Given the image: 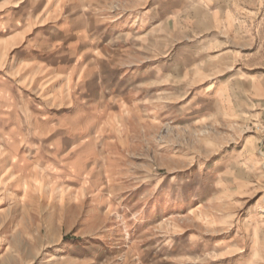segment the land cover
Here are the masks:
<instances>
[{"label": "rangeland", "instance_id": "rangeland-1", "mask_svg": "<svg viewBox=\"0 0 264 264\" xmlns=\"http://www.w3.org/2000/svg\"><path fill=\"white\" fill-rule=\"evenodd\" d=\"M264 264V0H0V264Z\"/></svg>", "mask_w": 264, "mask_h": 264}, {"label": "bare ground", "instance_id": "bare-ground-1", "mask_svg": "<svg viewBox=\"0 0 264 264\" xmlns=\"http://www.w3.org/2000/svg\"><path fill=\"white\" fill-rule=\"evenodd\" d=\"M55 261H57V258L54 255H52V256H50V259L45 263L46 264H53Z\"/></svg>", "mask_w": 264, "mask_h": 264}]
</instances>
